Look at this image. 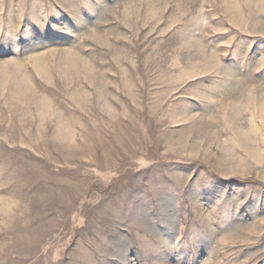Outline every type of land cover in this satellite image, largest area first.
<instances>
[{
    "label": "rangeland",
    "instance_id": "1",
    "mask_svg": "<svg viewBox=\"0 0 264 264\" xmlns=\"http://www.w3.org/2000/svg\"><path fill=\"white\" fill-rule=\"evenodd\" d=\"M0 264H264V0H0Z\"/></svg>",
    "mask_w": 264,
    "mask_h": 264
}]
</instances>
